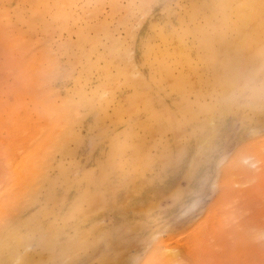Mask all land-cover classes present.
<instances>
[{
    "label": "bare ground",
    "instance_id": "bare-ground-1",
    "mask_svg": "<svg viewBox=\"0 0 264 264\" xmlns=\"http://www.w3.org/2000/svg\"><path fill=\"white\" fill-rule=\"evenodd\" d=\"M112 263L264 264V0H0V264Z\"/></svg>",
    "mask_w": 264,
    "mask_h": 264
},
{
    "label": "rangeland",
    "instance_id": "rangeland-1",
    "mask_svg": "<svg viewBox=\"0 0 264 264\" xmlns=\"http://www.w3.org/2000/svg\"><path fill=\"white\" fill-rule=\"evenodd\" d=\"M212 198H213V194L212 193H209L208 192L207 194H204L202 197H200L199 204L196 207H194L191 210L187 211V213H185L183 216L182 215L179 216V217L173 216V217H175L174 218L175 223H178L179 224V227H180V224L182 222H187V221L195 220L197 217L200 216L199 215L200 214L199 213V209H201V208L203 209V207L206 208V206L208 204H210ZM168 202L170 203V200L169 199H164L163 200V206H166V204L169 205ZM173 217L171 219L174 222ZM134 243H135L134 248L136 249L137 254H139L141 256L142 253H143V250L145 248L144 245L142 244V242H139V241L137 242L136 240L134 241Z\"/></svg>",
    "mask_w": 264,
    "mask_h": 264
}]
</instances>
